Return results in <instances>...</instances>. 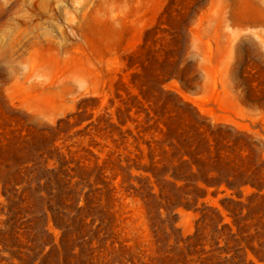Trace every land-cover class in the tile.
<instances>
[{
	"label": "rangeland",
	"instance_id": "374dc122",
	"mask_svg": "<svg viewBox=\"0 0 264 264\" xmlns=\"http://www.w3.org/2000/svg\"><path fill=\"white\" fill-rule=\"evenodd\" d=\"M0 264H264V0H0Z\"/></svg>",
	"mask_w": 264,
	"mask_h": 264
}]
</instances>
